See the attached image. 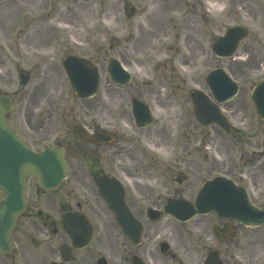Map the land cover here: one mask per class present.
<instances>
[{
  "label": "flooded vegetation",
  "instance_id": "af4514ba",
  "mask_svg": "<svg viewBox=\"0 0 264 264\" xmlns=\"http://www.w3.org/2000/svg\"><path fill=\"white\" fill-rule=\"evenodd\" d=\"M27 37L28 32H22L18 41ZM40 37L26 39L21 55L12 52L33 65L13 64L14 78L9 82L0 78V95L12 100L5 119L17 136L35 154L53 146L59 165L46 171L51 174L42 184L35 174L21 171L22 206L15 216L10 248H0V264H206L209 254L222 264H239L236 259L240 262L241 256H247L244 264H252L264 257V229L260 230L264 226L243 228L213 212L178 222L165 211L169 201L192 204L202 183L216 176L241 185L234 160L222 159L221 148L213 152L218 159L170 153L165 161L146 151L143 144L154 148L162 138L158 127L139 129L133 121L130 102L132 98L143 101L139 85L120 105L116 120L112 116L116 110L106 103H88L80 115L63 99L53 100L50 92L56 90L44 83L43 75L56 77L58 70L42 59L40 52L46 46ZM116 51L118 60L131 71L133 66ZM1 61L0 57V65ZM153 96L158 95L148 98L150 102ZM240 132L236 131L234 140ZM257 134L264 150V131L255 132L253 138ZM247 144L252 146L251 141ZM252 182L249 190L245 186L248 196L264 208V185L256 175ZM3 196L0 190V199ZM112 201L122 203L126 232L116 225ZM127 220L135 225H127ZM226 224L232 232L218 237L216 230Z\"/></svg>",
  "mask_w": 264,
  "mask_h": 264
},
{
  "label": "rangeland",
  "instance_id": "374dc122",
  "mask_svg": "<svg viewBox=\"0 0 264 264\" xmlns=\"http://www.w3.org/2000/svg\"><path fill=\"white\" fill-rule=\"evenodd\" d=\"M0 1H4L1 5L5 6L0 9V78L4 82L12 79L13 64L33 65L20 58L21 50L26 49V39L30 41L40 34L42 45L46 46L40 55L49 66L54 65L58 70L56 77L43 75L44 83L56 90L50 92L53 100L63 99V103L78 109L80 115L84 114L83 109L88 103H106L116 110L112 114L116 120L121 113L120 105L133 95L132 87L139 85L143 96L140 99L157 110L154 126L159 128L161 138L172 141L162 152H168V155L170 152L192 153L196 157L201 153L197 151L200 144L195 143V139L206 135V131L201 132L191 115L189 93L194 89L206 93L205 75L213 68L222 67L240 84L238 98L225 106L240 109L238 121H243L247 129L253 124L254 128L264 131V123L256 121L249 99L243 100L264 77V0ZM56 24L60 29L55 36L52 26ZM234 25L246 26L249 37L241 44L235 58H215L210 50L212 41ZM22 32H28V37L20 42ZM6 33L8 36H3ZM28 44L33 50L34 45ZM116 50L124 54L133 66L132 71L139 73L124 88L113 85L105 71L107 60L119 56ZM13 51L20 55L13 56ZM71 54L90 55L101 67V90L91 100H77L71 94L70 85L58 64V60ZM179 59L186 66L184 70L176 62ZM106 89L113 92L110 94ZM153 94L158 96H153L154 100L150 102L148 98ZM208 135L215 138L216 146L221 148L222 159L226 162L234 160L233 166L237 168L235 149L224 151L220 147H229L230 139L213 130ZM219 140L226 143L217 142ZM261 141L262 138L256 137L252 144ZM261 175L264 184V168ZM252 264H264V257Z\"/></svg>",
  "mask_w": 264,
  "mask_h": 264
},
{
  "label": "water",
  "instance_id": "95a60500",
  "mask_svg": "<svg viewBox=\"0 0 264 264\" xmlns=\"http://www.w3.org/2000/svg\"><path fill=\"white\" fill-rule=\"evenodd\" d=\"M245 36H247V31L245 29L234 28L229 30L226 34V37L214 43L213 50L215 54L221 57L227 56V50H233L236 48L240 40ZM83 63L84 62H82V64ZM82 64L79 61H72L68 59L65 61V70L70 80L73 93L78 97H89L95 94L98 85V79L96 75L94 76L93 74H88L90 72L87 69L83 68L85 74L82 73V69H80ZM107 70L114 82L122 84L126 81V79L124 80L126 76L114 62H110ZM93 71H95L94 68ZM207 84L213 97L218 102L230 100L237 92L236 86L230 82V80L221 70H216L210 73L207 79ZM251 97L258 116L264 119V81L256 86ZM193 101L195 114L199 120L204 119L206 122H216L222 128H224L225 131L231 132L225 120L219 116V113L210 105H205L200 96L195 95L193 97ZM9 104L10 102L7 100V98L5 99L0 97V161L4 163H9L10 160H25L23 153L26 151L22 143L14 134L13 130L8 127L5 119L3 118V115L8 111V108H5V106ZM27 155V157H31L28 153ZM4 167L5 166L2 165L0 169L1 175L5 176L6 178L12 177V173L9 171L6 172ZM199 199H202V195L199 196ZM199 209H201L200 205L196 207L197 211H199ZM250 215L245 212V209H243V213H240L237 216H239L240 219H243L241 220L242 222L247 223L252 222L250 220H255V218ZM10 226V223L7 224V228Z\"/></svg>",
  "mask_w": 264,
  "mask_h": 264
},
{
  "label": "bare ground",
  "instance_id": "6f19581e",
  "mask_svg": "<svg viewBox=\"0 0 264 264\" xmlns=\"http://www.w3.org/2000/svg\"><path fill=\"white\" fill-rule=\"evenodd\" d=\"M4 7H5V6H2L1 3H0V9L2 10ZM213 7H214V5H213ZM5 12H6V13H9V10H6ZM0 14H1V13H0ZM149 14H151V12H150ZM1 15H2V14H1ZM0 24H1V22H0ZM52 29H53V31H54V33H55V36H56L57 33H58V30L60 29V28H59V25L56 24L55 26H52ZM42 32L45 33L43 30H42ZM33 40H36V38H34ZM159 151H163V145H162V144L159 145ZM5 168H9V169H10L11 166H10L9 164H6V165H5Z\"/></svg>",
  "mask_w": 264,
  "mask_h": 264
}]
</instances>
